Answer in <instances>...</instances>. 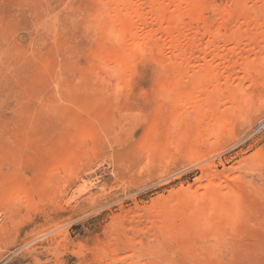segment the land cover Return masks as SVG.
<instances>
[{
  "label": "rangeland",
  "instance_id": "374dc122",
  "mask_svg": "<svg viewBox=\"0 0 264 264\" xmlns=\"http://www.w3.org/2000/svg\"><path fill=\"white\" fill-rule=\"evenodd\" d=\"M262 1L201 2L196 13L241 3L257 24L231 44L198 37L183 67L217 66L202 93L184 76L179 93L192 98L172 110L163 103L177 58L159 47L174 7L140 5L156 41L120 80L98 57L106 34L86 0H0V184L7 178L31 202H0V264H264ZM217 13L204 15L212 30ZM238 14L223 31L240 27ZM203 114L198 125L192 115Z\"/></svg>",
  "mask_w": 264,
  "mask_h": 264
},
{
  "label": "bare ground",
  "instance_id": "6f19581e",
  "mask_svg": "<svg viewBox=\"0 0 264 264\" xmlns=\"http://www.w3.org/2000/svg\"><path fill=\"white\" fill-rule=\"evenodd\" d=\"M202 1L203 0H181V1H179V0H86L85 7H87L88 9L92 8V9L96 10V13L94 15V19H96V22L98 23L99 26L104 28L105 34H106L105 36H106V40H107V44H108V46L106 47V50H104V52L102 53L103 55L102 56H98L97 55V56L100 57V60H101L102 64L103 63H108V64H110L112 66V69H110V74H113L117 78H120L121 76L125 75V70L127 71V69H125V67L127 65H129L134 60L135 56L144 54L148 49L151 50L152 46L149 45L150 42H155L156 41L155 36H152L150 31L148 29H146L147 16L140 11V5L146 4L149 7H152L153 11H156V10L158 11L160 9H164L167 6L174 7V10L172 12H170V14L168 16H166V19H165V21H166V29H167L166 40H167L168 47L166 45H165L166 47L165 46L164 47H159L160 48L159 49L160 50V54L162 55V57L170 59L171 57L174 56V57L177 58V64L175 65L174 69L172 70V75L174 77V81H173V83H171L170 89H168L169 93H171V97L170 96H165V98H168V97H170V98L167 99V100H164L163 104L167 105L169 107L172 106L171 107L172 110L175 109V107H173V105L180 106L181 104H184V103H186V104L188 103L189 104V102H190V100L192 98V94H188L185 97L184 96L182 97L180 95V93H179V90L183 87L184 84H186V79L187 78H185V77H187V76H189L191 74L193 75L194 71L191 72V70H190L188 65L183 67L182 64L187 61V58L191 55L193 50L196 48L195 47L196 46L195 45L196 41H201L202 42V40H198V37L206 35V36H208L210 41L222 40V41H224L226 43L240 42L242 40L243 36L245 35V33L247 32L248 27H252V26H255L257 24L256 23V21H257L256 20V15H257L258 12L256 14H255V12L252 13L250 10L245 8V6L241 5V3L240 4H236L237 7H234L231 11H228L226 9L225 10L222 9V11H221V10H218V8H216L215 6H213V4H210V5H208V7H206V6L203 7L201 12L196 13L195 11L198 9V7L200 6ZM240 2H241V0H240ZM262 2H263L262 4H259V5H262V6L261 7L259 6V7L261 8V12L263 13L264 12V0ZM256 9H258V8H256ZM236 10H239L238 17L242 21L240 27H238L234 31L226 30V29H225V31H223V28H224L223 25L228 23V22H230L232 19L237 17V16L234 15ZM209 11L210 12L211 11L218 12L217 16H219V18H220V25L217 26V28L215 27L216 29H214V30H212L211 24L208 22L209 20L207 21L206 18L204 17L205 13H207ZM157 16H155V18ZM140 26H142V28H140ZM195 27H196V29L198 28V30L195 31L192 36L188 35V33L193 31L195 29ZM200 29H201L202 33H199ZM261 29H264V28H261ZM156 44L157 43H155V45H153V46H155V48H156ZM248 45H249V43L247 44V46ZM185 48L187 50H185ZM203 48L205 49V47H203ZM221 48H222V46H221ZM255 48L256 47H254V50H255ZM165 49H166L167 54H164L165 53ZM240 49L241 48H239V50ZM254 50H253V53H254ZM246 53L248 54V52H246ZM100 54H101V52H100ZM261 54L263 55V53H261ZM219 56H221L220 51H219V53H216L214 56H212V58L219 57ZM199 59H200V57H199ZM209 59L210 58L208 57V61H209ZM184 60H186V61H184ZM246 61H248V60H246ZM259 61H262V60H260V58H259ZM187 64H189V63H187ZM201 65H203V64H201ZM215 65L216 64L213 65L214 68L211 67L210 65H208L210 67H207L205 69H202L203 67L199 66L198 68H201V69L198 70L196 72V74H194L195 79L199 81L201 93H202V90L204 89V88L202 89V87H204L207 84L206 83L204 85L205 81L206 82L209 81L210 75L212 76L213 71H215L214 69L217 66V65L216 66ZM101 66H103V65H101ZM106 67H107V65H106ZM245 71H246V69H245ZM218 75H220V74H218ZM223 76L217 77V74L214 75V77H216V79H215V81L213 80L214 84H213V82H212V84L214 86H217L216 84L219 83L220 78H222ZM257 76H259V74H257ZM229 79H230V77H229ZM120 80H121V78H120ZM120 80H119V82H120ZM191 82H192V80H191ZM195 82H197V81H195ZM228 84H232L231 81H230V83H227V85ZM234 86H235V83H234ZM238 86H239V83H238ZM238 86H235V88L238 89L240 87V86L239 87ZM195 88L196 87L194 85L193 90L192 89L191 90L194 91ZM212 88H214V87H212ZM216 88L217 87H215V89H214L215 91H217V89H219V88H217V89ZM210 90L213 91V89H210ZM225 90H228V89H225ZM218 91H220V90H218ZM214 92H211V93L213 94ZM193 93H198L199 94L200 91L195 89V92H193ZM209 94H210V92H209ZM231 94H232V92H231ZM231 94H229L228 97H231V98L234 99V97H232ZM194 95L197 96V94H194ZM213 95H215V93ZM236 96H237V94H236ZM212 97H214V96H212ZM244 97H245V95H244ZM244 97H243V101H244ZM247 97H245V99ZM203 98L205 99V97H203ZM203 98L201 100H203ZM196 99H198V98L196 97ZM198 100H197V102H199L200 107L202 106L201 105L202 103H205L204 105H205V108H206V104L210 103L209 100H207L209 102H205V100H204L201 103ZM212 100H214V99H212ZM232 101H236V99L232 100ZM227 102H229V101H227ZM218 103H220V101ZM237 103H238V101H237ZM216 105H217V107H219V104H217V103H215L213 107L215 108ZM228 105H230V104H228ZM187 106H190V105H187ZM223 106H224V104H223ZM192 107H193V104H192V106L190 108H192ZM207 107H209V106H207ZM178 109H179V107L176 109V112L180 111ZM198 109H199V106H198ZM206 109H207L206 111H208L207 113H210L211 110H212L211 106L209 107V109L208 108H206ZM200 110H197L199 112V113L197 112L198 114H200L202 112ZM216 111H217V109H216ZM205 112L203 111V113L206 115ZM194 113H196V112H194ZM214 113H215V110H214ZM174 114H175V112H174ZM204 114L198 116L199 118H197V116L195 118V116L192 115V117L194 119H198V122L197 121H193V122L194 123L197 122L198 125L202 124L204 119L206 120V116H204ZM218 114H220V113H218ZM175 115H176V117L180 116L178 114V112ZM194 115H196V114H194ZM182 116H184V115L181 114V117ZM215 116L217 117V115H214L213 117H215ZM181 117H179V119ZM219 117H222V116H219ZM179 119H177V121H179ZM223 119L224 118H222V120ZM191 120H192L191 117H187V119L185 120V124L183 125L185 129L186 128L187 129L190 128ZM219 121H221V119ZM181 122H182V120H181ZM179 125L180 124H178V126ZM83 131H85V130H83ZM211 145H212V143H211ZM212 146L214 147L215 145H212ZM76 148H77V146H76ZM68 152H70V151H68ZM54 153H56V152H54ZM59 153H61V152H59ZM51 155H53V154H51ZM53 156H56V154L53 155ZM56 157L60 158L58 156H56ZM46 158L48 159V158H50V156H48ZM55 158H53L54 159L53 161L57 160ZM59 160H57V164L60 163V162H58ZM53 161H51V162H53ZM55 163H56V161H55ZM45 164H47V163H45ZM57 164H56V166H57ZM52 166H54V164ZM52 166H51L52 169L48 168L50 166H48L47 168L50 170V172L51 171H56L57 168L56 167L53 168ZM53 177L54 176H52V178ZM214 177H212V178H214ZM212 178L211 177L207 178L203 182L204 185H202V184L201 185L204 186V187H208L206 185H211ZM215 178L217 179V177H215ZM6 179L7 178H4L1 181V184H0L1 185L0 202L12 203V201H13V203H15L18 200V202H20L21 206H23V207H31V202L28 200L29 196L27 195V191L22 189V188L21 189L20 188H16V187L13 188V186L12 187H6V183L8 182V180H6ZM2 183H4L5 185L3 184L4 185L3 186ZM9 183H12V182H9ZM196 192H197V190H196ZM217 196H218V194H217ZM217 196L213 193V194L209 195L206 199L207 200L214 199ZM212 219H214V217ZM216 221H215V219H214V221L213 220L211 221V222H213L214 227H215V224H217ZM214 222H215V224H214ZM214 227H212V228H214ZM40 237L42 238L41 235H40ZM40 237H37V238H40ZM28 246H31V245L28 244ZM32 248L33 247H30L29 249H27L28 253L31 251ZM54 256H55V254H54Z\"/></svg>",
  "mask_w": 264,
  "mask_h": 264
}]
</instances>
